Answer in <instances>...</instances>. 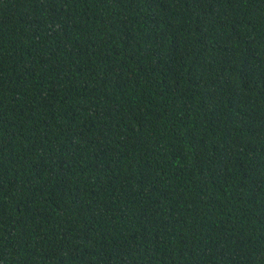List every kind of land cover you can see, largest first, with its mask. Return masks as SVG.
Returning a JSON list of instances; mask_svg holds the SVG:
<instances>
[{"label": "trees", "instance_id": "16d2710c", "mask_svg": "<svg viewBox=\"0 0 264 264\" xmlns=\"http://www.w3.org/2000/svg\"><path fill=\"white\" fill-rule=\"evenodd\" d=\"M0 264H264V0H0Z\"/></svg>", "mask_w": 264, "mask_h": 264}]
</instances>
